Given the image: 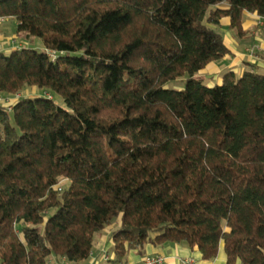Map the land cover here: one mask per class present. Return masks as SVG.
<instances>
[{
  "label": "trees",
  "instance_id": "trees-1",
  "mask_svg": "<svg viewBox=\"0 0 264 264\" xmlns=\"http://www.w3.org/2000/svg\"><path fill=\"white\" fill-rule=\"evenodd\" d=\"M245 13L264 0H0L45 48L0 51V95L21 93L0 106V264L82 263L114 224L111 264L153 236L264 264V74L199 77Z\"/></svg>",
  "mask_w": 264,
  "mask_h": 264
},
{
  "label": "crops",
  "instance_id": "crops-1",
  "mask_svg": "<svg viewBox=\"0 0 264 264\" xmlns=\"http://www.w3.org/2000/svg\"><path fill=\"white\" fill-rule=\"evenodd\" d=\"M220 8L227 9L228 4L220 5ZM259 16L256 14L245 13L243 17V34L239 35L237 29L230 27L229 18L221 20L220 30L228 46L230 53L223 59L211 62L204 70L199 73V77L203 78L205 84L209 87L220 85L223 75L232 72L237 76L242 75L250 68L248 65H254L258 68L260 74H264V52H254L251 50L256 47L264 49V30L258 27ZM11 31L10 25L3 27L0 32V38H6ZM5 43V42H4ZM7 43V42H6ZM1 50L10 53L16 49L13 45H6ZM183 81V80H182ZM181 89V88H180ZM30 92H36L30 89ZM35 96H37L35 94ZM116 225V226H115ZM118 228V224L106 228L103 232L96 236L95 248L92 256L87 261L79 264H103L110 263L104 260V254H108L113 258L111 234ZM155 236L142 250L132 251L127 256V264H139L147 256H161L165 258L164 264H185L184 261L193 259L192 264H227V257L222 244L218 257L214 261H204L202 255L197 250H191L184 245H175L170 243L156 244ZM58 264H73L66 260H61ZM111 264V263H110Z\"/></svg>",
  "mask_w": 264,
  "mask_h": 264
},
{
  "label": "rangeland",
  "instance_id": "rangeland-1",
  "mask_svg": "<svg viewBox=\"0 0 264 264\" xmlns=\"http://www.w3.org/2000/svg\"><path fill=\"white\" fill-rule=\"evenodd\" d=\"M7 25H10L11 31L9 32V34H7L6 38H0V43L3 44V46H5L6 42H7L6 45L10 44L9 42L12 41L10 39H15V41L17 42V45L14 46V47H16V49H19V48H32V49L37 50L38 52H44L45 51V48H44V46H43V44H42L40 39L34 38V39H31V40H27L25 35H18L17 34V22L14 19H9L7 22L1 24L0 25V32L2 31L3 27H5ZM217 30L219 32H221L220 28H218ZM11 46H12V44H11ZM17 47H19V48H17ZM184 87H185V81H182V80H178L176 82H172V83H170L168 85V88L169 89H173V90H178L180 88L183 89ZM34 89H35L36 92H30V89H27L25 91V93L28 94L29 96H32V97L35 96V94L38 95V96H45L46 95L45 92H43V91L39 92L36 88H34ZM14 95H9L7 97H12ZM54 98H55V101L58 104L61 105L63 103L62 98H60L59 96L54 95ZM60 182H64L65 184L67 183V181L64 180V179H61ZM103 264H110V263H103Z\"/></svg>",
  "mask_w": 264,
  "mask_h": 264
},
{
  "label": "built area",
  "instance_id": "built-area-1",
  "mask_svg": "<svg viewBox=\"0 0 264 264\" xmlns=\"http://www.w3.org/2000/svg\"><path fill=\"white\" fill-rule=\"evenodd\" d=\"M10 18H6V17H0V25L7 22ZM258 27L262 30H264V18L259 17L258 20ZM12 41H10V45L12 44L13 46L17 45V42L15 41V39H10ZM4 48L3 44L0 43V51ZM19 48V47H17ZM20 49V48H19ZM264 52V49H261L260 47H256L255 49L251 50V53L253 54L254 52ZM51 57L53 59L56 58V55L54 53L51 54ZM21 95L17 94L14 95L12 97H2L0 95V106L7 108L8 110H11L14 105L17 103L18 100H20ZM64 186V182H60L58 185V190L61 191L62 188ZM92 256V254H91ZM104 260L109 261L111 260V256H109L108 254H104ZM194 261L193 259H189L184 261L185 264H192ZM165 263V258L161 257V256H147L145 257L139 264H164Z\"/></svg>",
  "mask_w": 264,
  "mask_h": 264
}]
</instances>
